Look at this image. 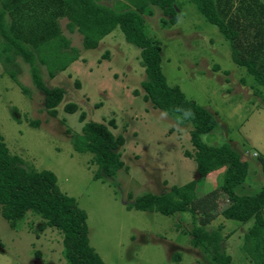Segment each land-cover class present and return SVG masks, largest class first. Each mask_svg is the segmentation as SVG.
<instances>
[{
	"label": "rangeland",
	"instance_id": "rangeland-1",
	"mask_svg": "<svg viewBox=\"0 0 264 264\" xmlns=\"http://www.w3.org/2000/svg\"><path fill=\"white\" fill-rule=\"evenodd\" d=\"M101 1L113 6L118 0ZM176 7L180 17L171 26L162 25L157 7L144 15L149 34L161 41L163 73L170 85H179L188 98L215 115L216 127L204 140L229 142L248 163L239 190L257 191L264 183V88L232 60L229 41L191 2L177 0ZM66 21L59 23L77 59L54 77L42 67L47 85L65 89L56 117L48 115L44 92L35 86L29 65L20 61L18 83L0 61V132L9 150L30 166L55 172L60 189L86 211L90 244L105 264H210L181 231L201 224L199 213L164 215L126 208L145 191L162 193L173 184L199 178L196 162L185 154L193 150L190 127L135 93L145 78L144 67L139 51L119 27L88 49L79 32L66 28ZM68 102H75L77 111L66 112ZM81 112L87 120L113 118L114 130L125 137L120 152L126 166L106 182L93 178L91 154L77 152L71 143L83 124ZM221 182L217 170L199 185L207 192ZM216 200L217 214L205 226L222 225V249L233 264H252L242 249L249 223L221 214L229 201L225 193L218 192ZM0 264H68L61 232L31 212L14 228L0 214Z\"/></svg>",
	"mask_w": 264,
	"mask_h": 264
},
{
	"label": "trees",
	"instance_id": "trees-1",
	"mask_svg": "<svg viewBox=\"0 0 264 264\" xmlns=\"http://www.w3.org/2000/svg\"><path fill=\"white\" fill-rule=\"evenodd\" d=\"M229 41L232 60L246 69L264 88V2L262 0H188ZM177 0H118L113 6L101 0H0V61L4 70L19 83L17 74L23 61L35 86L44 92L48 115L56 117L65 97L62 86L47 85L42 67L50 77L65 70L78 54L59 20L66 28L82 35L83 46L96 48L116 27L138 51L145 78L136 94L171 116L178 124L190 127L193 150L185 154L196 162L199 178L156 193L145 191L126 204L127 209L148 210L173 215L188 210L200 214L201 224L181 231L210 264H233L232 256L222 249V225H205L216 216L218 192L227 195L221 210L225 218L249 223L243 234L242 249L252 264H264V183L252 193L240 191L246 179L248 163L233 146L223 141L211 144L203 136L217 124L215 115L194 99L188 98L177 84L170 85L162 70L161 41L151 36L145 14L159 8L163 26L174 25L180 15ZM24 93H28L25 87ZM66 112L77 111L75 102L64 105ZM83 122L71 143L79 153L91 154L95 165L93 178L106 182L126 166L120 148L123 133L116 132L115 120ZM264 176V158L260 159ZM221 171V185L203 192L199 182L213 171ZM131 195L129 194L130 199ZM43 218L62 234L64 256L68 264H105L90 244L87 213L75 197L63 192L54 171L28 165L22 156L12 153L0 132V214L14 228L28 213Z\"/></svg>",
	"mask_w": 264,
	"mask_h": 264
}]
</instances>
